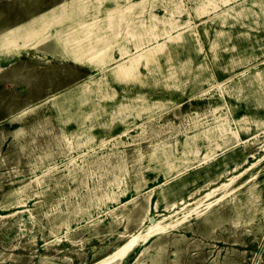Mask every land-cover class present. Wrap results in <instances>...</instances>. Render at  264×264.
Returning <instances> with one entry per match:
<instances>
[{"label": "rangeland", "instance_id": "obj_1", "mask_svg": "<svg viewBox=\"0 0 264 264\" xmlns=\"http://www.w3.org/2000/svg\"><path fill=\"white\" fill-rule=\"evenodd\" d=\"M153 223L115 264H264V0H0V264Z\"/></svg>", "mask_w": 264, "mask_h": 264}, {"label": "bare ground", "instance_id": "obj_2", "mask_svg": "<svg viewBox=\"0 0 264 264\" xmlns=\"http://www.w3.org/2000/svg\"><path fill=\"white\" fill-rule=\"evenodd\" d=\"M140 52V51H139ZM104 68V67H103ZM234 180L232 178L230 181ZM229 183H220L218 186H215L214 188H211L208 192L205 193V197L209 198L213 196V194L218 191V190H225L227 188ZM238 188L234 189L237 190ZM226 192H221L219 194V197L217 199H221L225 196ZM178 204H183L185 203L183 200H179L177 202ZM210 203H208L209 205ZM176 206V203L173 202L170 204L169 208H174ZM161 228L159 227V223H153L151 224L148 229L146 230L145 233H137L130 235L129 238L125 241V243L119 247H117L113 252H111L109 255H107L105 258L93 263V264H115L117 261L121 260L125 255L128 254V252L133 248V246L141 239L147 238L154 230Z\"/></svg>", "mask_w": 264, "mask_h": 264}]
</instances>
